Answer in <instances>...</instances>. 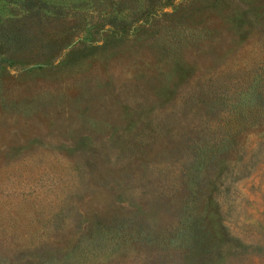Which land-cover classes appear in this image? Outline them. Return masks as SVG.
<instances>
[{"label":"rangeland","instance_id":"obj_1","mask_svg":"<svg viewBox=\"0 0 264 264\" xmlns=\"http://www.w3.org/2000/svg\"><path fill=\"white\" fill-rule=\"evenodd\" d=\"M0 264H264V0H0Z\"/></svg>","mask_w":264,"mask_h":264}]
</instances>
